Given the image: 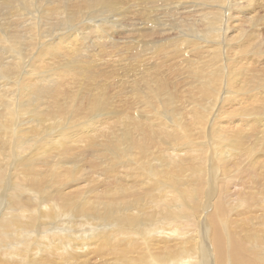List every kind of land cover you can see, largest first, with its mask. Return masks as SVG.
Wrapping results in <instances>:
<instances>
[{
  "label": "bare ground",
  "instance_id": "1",
  "mask_svg": "<svg viewBox=\"0 0 264 264\" xmlns=\"http://www.w3.org/2000/svg\"><path fill=\"white\" fill-rule=\"evenodd\" d=\"M125 1L0 0V264H264V0Z\"/></svg>",
  "mask_w": 264,
  "mask_h": 264
},
{
  "label": "rangeland",
  "instance_id": "2",
  "mask_svg": "<svg viewBox=\"0 0 264 264\" xmlns=\"http://www.w3.org/2000/svg\"><path fill=\"white\" fill-rule=\"evenodd\" d=\"M125 1V0H124ZM200 1H204V2H207V3H209L210 1H206V0H200ZM231 1V0H230ZM236 2V1H239V3L243 6V7H247V5H249V3L252 5H254L255 4V2L253 1V0H232V2ZM133 2V3H132ZM134 3H135V5H134ZM138 4H140L139 2L137 3V2H134V0H126L125 1V5L123 6V7H121V8H119V9H117V12L116 11H114L116 14H114V12L113 11H107V13L106 12H104V13H102V12H100V10L99 11H97V16L94 18V19H90L88 22L87 21H85L83 24H85L86 26H88V27H92L94 24H101V22L102 23H104V24H108V25H112L113 26V29L112 30H109L110 32H108L109 33V35L111 34V36H113V38L115 39V42H116V40H117V38L119 39V32H121V31H119L118 29H119V27H120V25H127L128 23H131V21H130V16H134L133 15V13L131 12V11H134L136 8H135V6H137ZM145 4H147V5H150V3H145ZM203 6V5H202ZM264 2H263V6H261V4H258L257 5V7H255L252 11H246L245 13L247 14V17H250V18H253L254 17V19L252 20V19H250V20H247V21H244L243 23H239L238 21V23L237 22H235V18H234V15L235 14H238V10L235 8V6L233 5V10L232 9H230V12L229 11H227V13H226V15H224V20H223V26L225 25V26H230L229 27V30L227 29V28H225V33L227 32V35H228V37H229V42L230 43H232V42H234L235 43V41L237 40L236 38H237V36H238V32H242V35H243V33H244V31H253V32H255V33H260L259 35V37L257 36L256 38H255V40L253 41L254 43H256V41H257V45L256 46H252V45H255L254 43H252V47H251V52H253V51H255V53L256 54H263L264 53ZM98 8V7H97ZM96 8V9H97ZM121 10V11H120ZM127 10H130V12L128 13V14H126V11ZM119 11V12H118ZM233 11H234V14H233V16H232V18H231V14L233 13ZM120 13V14H119ZM125 13V14H124ZM191 12H186V14L184 15V17H185V19H190V21L191 22H193L194 21V18H193V16L192 15H190V16H188L187 18H186V16L188 15V14H190ZM130 14V15H129ZM132 14V15H131ZM252 14V15H251ZM260 14V15H259ZM104 15H105V17H104ZM111 15H113V17H109V16H111ZM123 15V16H122ZM136 15V14H135ZM230 15V16H229ZM259 15V16H258ZM262 15V16H261ZM101 16V17H100ZM115 16V17H114ZM117 16V17H116ZM121 16V17H120ZM172 17H177V19L178 20H184L182 17H183V15H180V16H178L176 13H175V15H172ZM171 16H169V18H172ZM190 17V18H189ZM258 17V18H257ZM98 18V19H97ZM111 18V19H110ZM124 18V19H123ZM127 18V19H126ZM192 18V19H191ZM196 18V17H195ZM96 19V20H95ZM123 19V20H122ZM135 19V18H134ZM230 19V20H229ZM107 20H109V21H107ZM196 20V19H195ZM259 20V21H258ZM92 21V22H91ZM101 21V22H100ZM127 21V22H126ZM130 21V22H129ZM114 22H116V23H114ZM117 22H118V24H117ZM123 22V23H122ZM226 22V23H225ZM256 22V23H255ZM87 23V24H86ZM110 23H114V24H110ZM198 23V24H197ZM195 22V24L196 25H205V21H202V22ZM90 24V25H89ZM116 24V25H115ZM229 24V25H228ZM193 25L192 24H189V25H187V27H192ZM203 26H201V28H203ZM238 26H241V28L242 29H238ZM98 27V26H97ZM116 28V29H115ZM249 29V30H248ZM258 29V30H257ZM89 30H91V29H89ZM117 32V33H116ZM115 33V34H114ZM117 34V35H116ZM109 35H107V40H97V43H99V44H101L102 42L103 43H106L107 44V46H109L110 44H112V42L110 41V37H109ZM167 36V35H166ZM246 36V35H245ZM231 37V38H230ZM94 39V38H93ZM88 40H91V39H87L86 41H88ZM114 42V43H115ZM252 42V41H251ZM98 44V45H99ZM106 45L104 46V47H102L99 51H98V53H100V52H105L107 49H108V47H107ZM259 46V47H258ZM93 48H96L95 46L93 47ZM254 48V49H253ZM109 51H113V52H115V53H113V52H109V53H107V54H103V55H101V56H104V58L106 59V60H101L104 64H106V66L104 67L105 69H110L111 70V67L113 66V65H115L116 63L114 62V60H117L119 57H120V55L119 54H117V50H111V49H108ZM234 50V49H233ZM230 51L229 53H230V55H233L234 53H236L238 50H240V49H237V51ZM250 51V50H249ZM234 52V53H233ZM244 51H242V53H243ZM112 53V54H111ZM238 53V52H237ZM114 54V55H113ZM112 55H113V58H112ZM117 55H119L118 57H117ZM244 57H245V55H243ZM100 57V56H99ZM98 57V58H99ZM109 59H108V58ZM116 57V58H115ZM97 58V59H98ZM96 59V60H97ZM96 60H94L92 63H88V67L91 69V66L95 63V61ZM115 63V64H114ZM110 64V65H109ZM111 64H112V66H111ZM118 68H121V65L120 66H118ZM99 70V69H98ZM120 72H122V70L120 71ZM116 74H117V72H116ZM101 79H104V80H106V79H110V80H112V78H108V77H106V75L104 74L102 77H101ZM119 78L118 77H116V80H118ZM109 80V81H110ZM110 91L111 92H113L114 91V88L113 87H111L110 88ZM98 118V117H97ZM100 118V117H99ZM94 176H104V174H102V173H97V174H95ZM93 176H88V177H85L86 179H93L92 178ZM95 177V178H96ZM93 183H95V184H99V181H93ZM82 231H84L83 229H81L79 232H78V234L79 235H81L82 234ZM87 233H89L90 235H92V231L91 230H88L87 231ZM96 257H98V256H96Z\"/></svg>",
  "mask_w": 264,
  "mask_h": 264
}]
</instances>
